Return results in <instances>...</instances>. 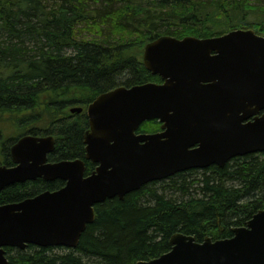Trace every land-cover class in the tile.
<instances>
[{
	"label": "trees",
	"instance_id": "trees-1",
	"mask_svg": "<svg viewBox=\"0 0 264 264\" xmlns=\"http://www.w3.org/2000/svg\"><path fill=\"white\" fill-rule=\"evenodd\" d=\"M236 28L264 35L262 0H0V111L33 134L57 138L50 159H85L84 108L116 86L160 82L143 64L160 35L211 37ZM2 115V113H0ZM0 115L1 122L2 116ZM43 123V124H41ZM43 126H41V125ZM144 121L139 132L160 129ZM89 174L96 164L86 160ZM61 179L16 182L0 204L62 187ZM264 209V152L223 167L191 168L95 206L75 248L6 247L9 264H136L168 252L176 232L231 237L233 227ZM66 251L59 252L57 249Z\"/></svg>",
	"mask_w": 264,
	"mask_h": 264
},
{
	"label": "water",
	"instance_id": "water-1",
	"mask_svg": "<svg viewBox=\"0 0 264 264\" xmlns=\"http://www.w3.org/2000/svg\"><path fill=\"white\" fill-rule=\"evenodd\" d=\"M145 67L163 82L117 86L87 106L84 159L48 162L53 135H25L12 145L15 166H0V192L27 180L61 178L65 186L0 204V264L6 246L75 248L95 206L191 168L223 167L239 155L264 152V36L234 29L212 37L162 35L146 44ZM73 106L72 113L82 112ZM159 119L161 131L137 133ZM233 235L197 241L174 233L172 248L136 264H264V209Z\"/></svg>",
	"mask_w": 264,
	"mask_h": 264
},
{
	"label": "flooded vegetation",
	"instance_id": "flooded-vegetation-1",
	"mask_svg": "<svg viewBox=\"0 0 264 264\" xmlns=\"http://www.w3.org/2000/svg\"><path fill=\"white\" fill-rule=\"evenodd\" d=\"M0 113H2V115L0 114L1 116L6 117L8 119L9 113L2 112V111H0ZM10 123L12 124V121H10ZM41 124H43V123H41ZM41 126H43V125H41ZM160 129H161V125H160ZM3 131L4 130L0 127V152H2V154L4 156V158L2 160H0V165L1 164H6L7 166L11 167V166L16 165V163L13 161L12 154H11L12 145L14 143H16L17 140L19 138H21L22 136L28 135V134H33V133L23 130L22 132L19 133V135H16L15 137H10L8 139H5L6 133H5V131L4 132ZM138 133H140V132L138 131ZM47 134H49V133L33 134V135H47ZM49 155H48V162H56V161L62 160V159H54V160L52 159L51 160ZM47 181H53V180H47Z\"/></svg>",
	"mask_w": 264,
	"mask_h": 264
},
{
	"label": "rangeland",
	"instance_id": "rangeland-1",
	"mask_svg": "<svg viewBox=\"0 0 264 264\" xmlns=\"http://www.w3.org/2000/svg\"><path fill=\"white\" fill-rule=\"evenodd\" d=\"M264 2V0H262ZM4 122H1L0 118V127L5 131L6 136L5 139H8L10 137H15L16 135H19L20 132L23 131L22 127L20 124L16 123L15 121H12V124L10 121L6 118H2ZM3 131V132H4ZM4 158L2 152H0V160ZM59 252L66 251L67 249L64 248H58L57 249Z\"/></svg>",
	"mask_w": 264,
	"mask_h": 264
}]
</instances>
